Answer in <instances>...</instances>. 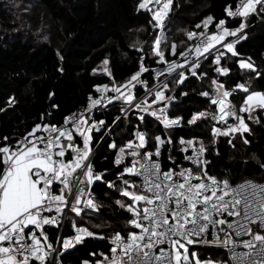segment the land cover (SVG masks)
Segmentation results:
<instances>
[{
  "label": "trees",
  "instance_id": "obj_1",
  "mask_svg": "<svg viewBox=\"0 0 264 264\" xmlns=\"http://www.w3.org/2000/svg\"><path fill=\"white\" fill-rule=\"evenodd\" d=\"M140 2L0 0V146L25 137L37 125L61 123L69 114L83 109L98 87H120L128 83L140 70L141 58L144 66L158 65L159 57L154 54L157 39L155 21L150 12L138 8ZM238 2L173 0L161 43L168 61L176 59L190 45L187 34L194 30L195 24L209 16L227 21L229 28L239 26L241 22L246 24L247 30L232 41L238 55L232 56L222 49L225 55L221 57L220 65L215 63V55H211L201 62L196 69L197 74H191L181 87L177 86V80L171 82L169 113L172 117L183 118V125L179 128L165 129L158 120L149 116H144L143 121L130 116L117 122L122 105L120 101L96 115L98 119H105L107 125L116 123L111 138L100 144L93 160L96 170L104 174L103 180L92 186L103 210L88 218L70 214L64 234L70 233L72 223L76 222L95 233L96 237L104 238L84 240L62 254L60 264H84L85 261L94 264L98 252L109 249L107 238L110 235L133 230L127 224L130 213L117 201L125 204L130 201L120 195L125 186L123 181L138 183L124 175L123 166L114 165V149L110 145L132 141L137 132L147 134L149 151L158 146L156 136L171 140V143L162 145L166 166L171 161L185 164L182 149L188 145L179 143L183 139L203 144L210 176L233 183L245 179L264 182V110L252 111L253 119H249L248 114L245 116L250 131L244 132L243 137L237 132L215 140L212 135L218 124L212 119V115H216V107L210 103L211 96L216 95V84H223L224 89L231 93V105L236 113L240 112L248 95L237 88L238 84H245L250 92L264 93V11L258 8L257 13L249 15L246 20L238 18L231 21L226 8L234 9ZM173 44L176 45L175 55L171 52ZM105 60L108 61L106 67ZM245 60H250L257 72L241 70L239 62ZM218 67L228 69V74L217 72ZM60 80L58 94L55 95L54 86ZM204 92L209 96L202 95ZM173 96L178 102L172 101ZM11 98L13 102L10 104ZM200 112L209 115L189 124V119ZM46 113L48 122L44 121ZM5 137L8 139L6 142ZM244 139L248 143H244ZM100 140L101 134H96L95 145ZM2 170L0 166V172ZM109 182L114 187L109 188ZM56 233L52 234L53 241H56ZM198 249L204 254L202 257L213 260H218L224 252L222 262L228 263V256L222 249Z\"/></svg>",
  "mask_w": 264,
  "mask_h": 264
},
{
  "label": "snow or ice",
  "instance_id": "obj_2",
  "mask_svg": "<svg viewBox=\"0 0 264 264\" xmlns=\"http://www.w3.org/2000/svg\"><path fill=\"white\" fill-rule=\"evenodd\" d=\"M173 0H141L139 9L146 10L152 14L151 18L155 21L154 27L161 29L160 38L154 42V54L159 57L160 63L168 64L167 73H172L178 68L186 67V64L176 62L168 63L164 58V51L161 48L164 37V21L171 10ZM149 5H151L149 7ZM162 5V7H161ZM264 11V0H239L238 6L233 10L230 6L226 8L227 15L232 18H243L244 20L251 14ZM213 22V17L209 16L203 24L196 25L197 28L205 29L202 33L190 32L187 34L189 40L196 39L198 44L189 48L182 56L187 64H191L190 72L195 76L196 69L200 67V58H208V55H215V63L220 65L221 57L225 55L222 49H226L232 56H237L235 43H224L229 36L237 37L244 30L246 24L241 22L235 30L225 27L226 21L220 20L217 24V34H207V27ZM218 45L220 47H218ZM215 50V52L213 51ZM171 52L175 55L176 45H172ZM196 54L195 62L189 53ZM107 65L108 61L105 60ZM239 68L251 72H257L254 64L249 61H240ZM107 72V69H105ZM149 71L143 65L141 58L140 70L131 77L129 82L121 87L109 88L107 85L97 88V92L112 91L116 93L114 97H108V103L113 100H120L128 105L129 108L142 110L144 113L159 120L165 129L179 127L181 119H171L166 115V110L149 111L152 105L145 99L139 103H134L135 97L130 89L143 81L140 75ZM222 75L228 74V69L218 67L216 69ZM162 70L158 75H163ZM108 75H111L108 72ZM259 75V73H257ZM187 76L179 73V83H183ZM216 84V81H213ZM164 89L167 84H163ZM237 88L248 95L243 100L240 112H246L249 119H253L251 113L256 109L264 110V93L250 92L245 84H238ZM155 96L156 102L170 99L166 98L163 90H156L150 93ZM209 96L208 92L202 93ZM231 93L224 90L223 84H216V96L211 99V104L219 106V115H212V119L218 123L223 122L227 125L226 130L214 128L212 135L229 136L239 132L243 137L244 132L250 129L242 116H238L233 110V106L227 101ZM101 99H92L88 111L100 105ZM13 101H9L11 104ZM147 105V107H145ZM106 106V105H104ZM159 113V114H158ZM209 113L200 112L194 114L188 121L195 124L198 119L207 118ZM233 117L235 124H228V118ZM141 121L144 116L139 117ZM258 119V118H257ZM104 121L99 124L103 125ZM64 124L71 125V129L49 127L40 125L35 126L22 140L17 142L15 147L0 146V264H46L47 258L52 251L51 243L44 233V226L58 227L60 217L67 208L70 212L80 216L85 209L98 210V206L91 196L90 186L96 181H102L104 174L94 172L92 162L89 159L91 153V133L93 129L99 131L95 123L89 125L88 119L84 114H74L65 119ZM73 130L82 138L83 147L72 143L74 140ZM42 132L47 135H36ZM64 138L68 143H62ZM138 144L129 142L126 147L119 148V155L114 163L119 166L125 156L126 149L131 150L132 157H140L134 160L131 167H126L125 172L130 175L142 178V183L137 185L129 181H123L125 185L120 195L129 198L131 204L117 201L122 208H125L131 215L127 221L130 228L137 229V232H130L127 239L115 233L110 239V255L101 253L103 259L97 264H226V262L201 260L197 253L193 251L189 255V246L202 244L208 246L229 249L232 252L231 260L237 264H264V235H253L251 225H257V232L264 231V185H258L251 181L240 184L238 187L230 185L227 179L218 180L209 176L206 170L208 161L202 159L206 152L201 143L198 148H193V156L185 158L196 165L200 170L194 173L191 168L182 169L179 172L161 170L160 163L153 161L152 156L159 157L160 147L171 140H164L156 136L157 149L155 153L148 152L143 156L140 149L146 147V135L141 132L136 133ZM7 140V137H5ZM231 142V141H229ZM181 145H193V141H179ZM244 143H248L244 139ZM115 149V143L110 145ZM68 150L73 154L71 161L63 159ZM182 151L187 152L188 147ZM143 161V162H141ZM59 184V194L53 191V185ZM109 188L114 187L108 183ZM129 189H138L130 191ZM71 198V203L69 202ZM51 213L52 215H46ZM224 214L232 217H241L234 223H228L221 218ZM227 225L225 231L221 226ZM75 235L63 239L62 247L64 250L74 248L83 242L86 237L103 239L96 237V234L87 228L76 227ZM34 228L39 230L26 233V229ZM220 233H223L221 237ZM235 237L251 236L252 239L243 241L242 245L237 244L232 239ZM211 236V239L208 237ZM30 241V242H29ZM42 241L44 243H42ZM256 242H260V247L255 252L237 253V247L254 249ZM166 246V247H162ZM157 249L159 251L157 252ZM182 250V251H181ZM93 255H96L93 253ZM250 256L260 259L250 260ZM84 264H88L87 261Z\"/></svg>",
  "mask_w": 264,
  "mask_h": 264
},
{
  "label": "built area",
  "instance_id": "obj_3",
  "mask_svg": "<svg viewBox=\"0 0 264 264\" xmlns=\"http://www.w3.org/2000/svg\"><path fill=\"white\" fill-rule=\"evenodd\" d=\"M239 2L237 3L236 7L238 6ZM235 7V8H236ZM235 8L233 10H235ZM239 17L237 18H232L230 17V20L231 21H235L236 19H238ZM204 21V20H203ZM203 21L195 24L194 26V30L192 32H197V33H202L205 31V29L203 27H200V28H197L196 25L200 24L202 25L203 24ZM219 23V21L213 17V22L211 24H209V26L207 27V34L211 35V34H217L218 33V29H217V24ZM225 27L229 28L228 27V23L226 21V24H225ZM239 26H234V27H231L229 29H232V30H235L237 29ZM164 30V29H163ZM247 29L244 28V30L242 32L239 33V35L237 37H231L230 39H225L224 43H228V42H232L233 40H236L240 35H242ZM160 33H161V29L158 28V35L157 37L159 38L160 37ZM157 38V39H158ZM190 41V45L185 48L179 55L176 59L174 60H171V61H168L165 57V60L168 62V63H172V62H176V63H180V64H186V67L184 68H178L176 69V71L172 72V73H167L166 72V69L168 67V64L166 63H160L158 62V65L156 66H144L146 67L147 69H149V71L147 72H144L140 75L139 79L141 81H143V83L141 84H136L135 82H133V84H135V87H132L130 89L131 93L134 95L135 97V100H134V103H139L145 99L148 100V103L150 105H152V108L149 109V111H152V110H158L161 108V105H164L166 104V108H164L166 110V115L168 118H171V119H176V118H180L181 119V125L179 127H181L183 125V118L182 117H172L169 113V106L171 105L170 102H168L169 100L168 99H165V100H161L159 102H156L155 100V96L154 95H151L150 93H154V91L156 90H163L164 91V94H165V97L166 98H169V91H170V84L172 81L174 80H177V86H182L184 84V82L188 79V77H190L191 75V72H190V67H191V64H187L186 61L184 60L182 54L187 52L189 48H192L194 46H196L198 44V40L196 39H193V40H189ZM218 47H220L218 45ZM215 52V50H213ZM189 56L190 58L192 59L193 62H195V57H196V54L194 52L192 53H189ZM211 55H208V58L210 57ZM207 58V59H208ZM204 59L203 57L200 58V64L201 62H203ZM159 61V59H158ZM164 71V74L163 75H158V73H160L161 71ZM180 72H183L186 76H187V79L184 80V82L181 84L178 82L179 80V73ZM127 84V83H126ZM163 84H167V88L164 89L162 87ZM125 85V84H124ZM104 86H101L99 88L103 89ZM122 88V91L124 92H127L129 91V89H124L123 88V85L120 86ZM109 88H112V87H109ZM225 90V89H224ZM116 95V93L112 92V91H106V92H95L93 95H91L90 97L92 99H101V97L103 96L104 98L102 99V102L100 105H97L95 106L90 112L88 111V106H89V103H90V100L88 99L86 105L84 106L83 109L77 111V112H74V113H71L69 114L68 116L65 117V119L69 116H72L74 114H80V113H83L84 114V118L85 119H88V124L91 125L93 123H95L97 125V127L99 128V131L93 129L91 131V133H88L91 135L92 139H91V153H90V156H89V159L91 160L92 162V167L94 169V172L97 173V174H103V173H100L96 170V168L94 167L93 165V160H94V157H95V154H96V151L98 149V147L100 146V144L107 138H111L112 136V131H113V128L114 126L116 125V123L113 125V126H110V125H107V122L105 119H98L96 118V115L100 114V113H103L104 111L107 110V108H109V106L115 102H119L120 100H113L112 103H108V97H114ZM216 96V95H215ZM215 96H211L210 98V103H211V99L212 98H215ZM172 101H176L178 102V99L176 97H172ZM12 101V98L9 99V101ZM227 101L231 104V100H230V96L227 98ZM122 103L121 105V110H120V117L119 119L117 120L120 121L122 120L123 118H127V117H132V118H139L141 115L143 116H149L151 118H154L156 119L155 117H152L146 113H144L142 110H138V109H135V108H129L127 112L124 111V109L128 108V105L124 104L122 101H120ZM106 105V106H104ZM213 105V104H212ZM216 107V115L218 116L220 113H219V106L218 105H214ZM145 107H147V105H145ZM159 114V113H158ZM238 116H242L244 118V121L246 123V120H245V116L248 114L246 112H239V113H236ZM192 118V117H191ZM190 118V119H191ZM65 119L59 123V124H53V125H45V126H49V127H57V128H65V127H68L69 129H71V125H65L64 124V121ZM189 119V120H190ZM157 120V119H156ZM100 121H104L103 125H100L99 122ZM159 121V120H158ZM160 122V121H159ZM161 123V122H160ZM218 123V122H217ZM236 123V120L233 118V117H229L228 118V124H235ZM162 124V123H161ZM163 125V124H162ZM44 127V126H43ZM179 127H173V128H179ZM214 128H220L222 130H226L227 128V125L223 122H219ZM172 129V128H170ZM141 133H144L146 135V140H147V144H146V147L143 148V149H140L139 151L141 152V155L143 156L145 153H148V152H152V153H155L157 147L153 150V151H149L147 150L148 149V136L145 132L143 131H140ZM96 134H101V140L99 142L98 145H95V141H94V136ZM36 135H47V133H42V132H38L36 133ZM73 135H74V139H76L79 144L81 145V148L83 147V143H82V138L79 136L78 133H76L74 130H73ZM221 136H216L214 137L215 140H218ZM24 137H20L18 139H15L13 142L11 143H8V144H5V145H2V146H12L13 148L15 147V145L17 144V142H19L20 140H22ZM64 138H61V141L63 140ZM8 140V139H7ZM5 140V142L7 141ZM129 142H134L136 144L139 143V141L136 139V137L134 138V140L132 141H129ZM125 143V144H121V145H118L115 149H114V156H113V163L116 159V157L119 155V148L120 147H126V145L129 143ZM1 143V142H0ZM200 146V144H196V143H193V145L191 146H187L188 147V151L185 152L184 154V162L185 164H181V163H176L175 161H171V163L166 166V164L164 163V160H163V149H162V146H159L160 147V156L159 157H156L155 155L152 156V160L153 161H158L160 163V166H161V170L162 171H169V170H173L175 172H179L180 170L182 169H186V168H191L192 171L194 173H198L200 170L196 167V165H194L193 163H191L189 160H187L185 157L186 156H193V148H198ZM130 151L131 150H127L126 149V153H125V156H124V159L122 161V163L119 165V166H123L124 167V170L126 167H131L132 166V163L135 159V157H132L130 155ZM71 153V151H70ZM72 155V159H73V154L71 153ZM71 159V160H72ZM202 159L206 160V152L203 154V157ZM69 160V161H71ZM143 162V161H141ZM115 165V163H114ZM117 166V165H116ZM206 170H207V165H206ZM263 171H264V166H263ZM124 175H126L127 177H131L133 178L134 180L136 179L138 185L142 183V178L141 177H138V176H134V175H130V174H127L125 171H124ZM209 175V174H208ZM210 176V175H209ZM213 177V176H212ZM216 178V177H215ZM218 180H224V179H219L217 178ZM228 180V179H227ZM230 185L233 186V187H238L240 184L242 183H245V182H253L255 184H258V185H264V182H260V181H255L253 179H245V180H242V181H239V182H236V183H233L231 182L230 180H228ZM131 183V181H130ZM92 186H90V191H91V196L92 198H94V202L96 203V205L98 206V210L96 211H93L92 209H85L82 213V214H92V215H98L102 212L103 210V205L99 202V200L97 199V196L92 192ZM61 187V185L59 184H54L53 185V191L56 193V194H59V188ZM130 191H132V189H129ZM69 202L71 203V198L69 197ZM131 200L127 203V204H131ZM70 214H75V213H72L70 212L67 208L64 210V214L60 217V224L58 227H55V226H44V233L47 235L48 237V241L46 243H51L52 245V248L55 249V251H52L50 256L47 258V262L46 264H57L58 261H61V256L62 254H64L66 251L72 249V248H69L68 250H65L63 253L61 252V246H62V241L63 239H66V238H70L72 236L75 235V229L72 227L73 223L76 225V227H81L79 226L76 222H73L72 225H71V232L68 233V234H64L65 232V229L67 227V224H68V219H69V215ZM46 215H52L51 213H46ZM131 217V215H130ZM221 218H223L224 220H226L228 223H234L235 221H238L241 219V217H232V216H228L227 214H224ZM131 219V218H130ZM225 229V231H230L227 229V225H224V226H221ZM251 228H252V232H253V235L255 234H260V235H264V231H260L259 233L257 232V225L256 224H252L251 225ZM51 229H54L56 230V238L55 240L56 241H53L52 239V235H51V232L50 230ZM31 231H36L37 235L39 236V230L37 229H34V228H29V229H26V233L27 232H31ZM90 231V230H89ZM138 230L137 229H134L131 231V232H137ZM92 232V231H91ZM117 233H120L122 234L125 239L128 238L129 236V233H121V232H117ZM115 234V233H114ZM110 235L108 238H107V242H108V245H109V249L107 251H102L100 250L98 252V255H97V260L94 264H97V261H100L103 259V256H101L100 254L103 253L105 255H110V248H111V244H110V239L111 237L114 235ZM221 237H223V233H220ZM89 238H93V237H86L84 240L86 239H89ZM209 239H211V236L208 237ZM232 239L234 240V242H236L237 244L239 245H242L243 244V241L245 240H250L252 239L251 236H243V237H235V235L233 234L232 236ZM83 240V241H84ZM30 242V241H29ZM42 243H44L42 241ZM81 244V243H80ZM79 245V244H77ZM76 245V246H77ZM162 247H166V246H162ZM192 248H198V247H207V248H216V249H222L226 252L227 256H228V264H237V262L235 261H232L231 260V255H232V252L229 251V249H225V248H221V247H215V246H208V245H202V244H196V245H192L190 246ZM260 247V242H256V247L254 249H246V248H243L242 246L241 247H237L235 249V251L237 253H248V252H255L256 250H258ZM159 251V249H157V252ZM52 253H55V256H54V260H51V255ZM250 260L252 259H260L259 257H256V256H250L249 257ZM33 264H38V262H33Z\"/></svg>",
  "mask_w": 264,
  "mask_h": 264
},
{
  "label": "rangeland",
  "instance_id": "obj_4",
  "mask_svg": "<svg viewBox=\"0 0 264 264\" xmlns=\"http://www.w3.org/2000/svg\"><path fill=\"white\" fill-rule=\"evenodd\" d=\"M151 5H149V7H150ZM161 7H162V5H161ZM172 7H173V4H172V6H171V10H170V12H169V14H168V17H169V15H170V13H171V11H172ZM168 17L165 19V21H164V28H165V25H166V22H167V19H168ZM156 23V22H155ZM156 29H157V35H158V27H155ZM163 28V29H164ZM158 38V37H157ZM160 38V37H159ZM104 67H106V65H104ZM161 108H166V105H163V106H161ZM135 159L137 160V159H140V157H135ZM126 181H129V180H126ZM130 182V181H129ZM132 183V182H131ZM80 216H86L87 218L88 217H91L92 215L91 214H84V215H80ZM86 218V219H87ZM76 219H79L78 217H76ZM81 219V218H80ZM51 231V230H50ZM52 234V233H51ZM53 239V238H52ZM65 250L63 249V247L61 246V252L63 253ZM182 251V250H181ZM193 251H195L196 253H197V255H198V257L203 261V260H212V261H219V262H222V258H221V256H222V254H224V252L221 254V256L220 257H218L217 259L218 260H213V259H211V258H206V257H202V255H204V254H202V253H200V249H198V248H192V247H190L189 246V255L191 256V253L193 252ZM57 264H60V261H58L57 262ZM226 264H228V263H226Z\"/></svg>",
  "mask_w": 264,
  "mask_h": 264
},
{
  "label": "crops",
  "instance_id": "obj_5",
  "mask_svg": "<svg viewBox=\"0 0 264 264\" xmlns=\"http://www.w3.org/2000/svg\"><path fill=\"white\" fill-rule=\"evenodd\" d=\"M226 39H228V37H227ZM245 61H246V60H245ZM62 143H68V141H67L66 139H63V140H62ZM72 143L81 147V145L79 144V142H78L76 139H74V140L72 141ZM63 159H65L66 161H69V160L72 159V155H71V153H70V150H68L66 156H65ZM54 231L56 232V230L51 229L50 232L53 234ZM52 234H51V235H52Z\"/></svg>",
  "mask_w": 264,
  "mask_h": 264
},
{
  "label": "water",
  "instance_id": "obj_6",
  "mask_svg": "<svg viewBox=\"0 0 264 264\" xmlns=\"http://www.w3.org/2000/svg\"><path fill=\"white\" fill-rule=\"evenodd\" d=\"M61 81H62V80H60L59 82H57L56 85L54 86V94H55V95L58 94V89H59V85H60ZM44 121H45V122H48V121H49L48 113L45 114V116H44ZM54 256H55V253H52V255H51V260H54Z\"/></svg>",
  "mask_w": 264,
  "mask_h": 264
}]
</instances>
